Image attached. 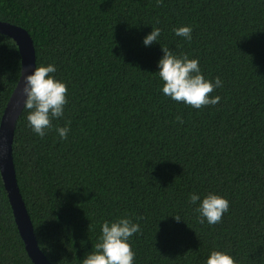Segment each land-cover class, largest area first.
<instances>
[{
	"label": "trees",
	"instance_id": "obj_1",
	"mask_svg": "<svg viewBox=\"0 0 264 264\" xmlns=\"http://www.w3.org/2000/svg\"><path fill=\"white\" fill-rule=\"evenodd\" d=\"M0 21L27 30L36 67L54 65L68 89L44 137L24 109L13 140L20 192L52 264H82L104 222L119 219L141 228L128 240L133 264H207L213 251L264 264V0H0ZM185 26L190 41L175 35ZM154 28L161 36L146 47ZM165 47L220 78L210 95L219 104L195 109L163 94ZM21 70L17 44L0 33V124ZM209 194L230 205L216 225L196 211ZM0 264H34L1 172Z\"/></svg>",
	"mask_w": 264,
	"mask_h": 264
},
{
	"label": "clouds",
	"instance_id": "obj_2",
	"mask_svg": "<svg viewBox=\"0 0 264 264\" xmlns=\"http://www.w3.org/2000/svg\"><path fill=\"white\" fill-rule=\"evenodd\" d=\"M162 0H157V6ZM175 35L191 40L192 28L190 26L174 29ZM161 36V29L154 28L144 40V46L157 43ZM163 58L158 62L159 77L164 82L162 92L173 101L183 102L195 109L219 104L220 97L210 98L216 88L222 87L219 77L215 83L204 78L199 68V61L189 59L186 55L175 56L168 48H161ZM54 65L36 67L34 72L24 77L22 96L24 109L28 110L27 120L33 132L44 137L47 129L52 128V120L63 116L67 104V86L57 81L53 75L56 72ZM183 123L180 117L176 118ZM60 138L66 139L69 128H57ZM190 203L196 204L200 197L196 194L190 196ZM229 201L215 194L205 197L196 211L200 214V223L205 220L209 225H216L229 211ZM180 222L177 216L174 218ZM139 224L132 223L129 219H119L109 224L102 225L101 242L97 243L94 252L88 254L82 264H133L135 253L132 251L128 240L136 233H140ZM207 264H235L232 256L220 251H213L207 259Z\"/></svg>",
	"mask_w": 264,
	"mask_h": 264
},
{
	"label": "water",
	"instance_id": "obj_3",
	"mask_svg": "<svg viewBox=\"0 0 264 264\" xmlns=\"http://www.w3.org/2000/svg\"><path fill=\"white\" fill-rule=\"evenodd\" d=\"M0 33L12 38L19 48L22 70L19 81L10 96L0 124V172L25 249L34 264H52L39 247L33 223L20 192L13 159V140L17 121L24 110L22 89L24 77L34 72L36 54L33 40L27 30L0 21Z\"/></svg>",
	"mask_w": 264,
	"mask_h": 264
}]
</instances>
